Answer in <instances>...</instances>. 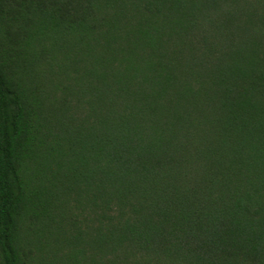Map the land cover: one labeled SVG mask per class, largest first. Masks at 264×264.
<instances>
[{
    "label": "trees",
    "instance_id": "1",
    "mask_svg": "<svg viewBox=\"0 0 264 264\" xmlns=\"http://www.w3.org/2000/svg\"><path fill=\"white\" fill-rule=\"evenodd\" d=\"M0 264H264V0H0Z\"/></svg>",
    "mask_w": 264,
    "mask_h": 264
}]
</instances>
